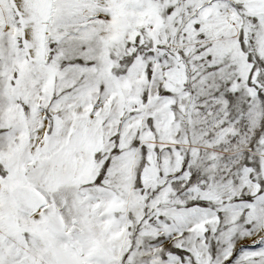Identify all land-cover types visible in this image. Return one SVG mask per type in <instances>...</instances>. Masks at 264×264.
<instances>
[{
	"label": "snow or ice",
	"instance_id": "1",
	"mask_svg": "<svg viewBox=\"0 0 264 264\" xmlns=\"http://www.w3.org/2000/svg\"><path fill=\"white\" fill-rule=\"evenodd\" d=\"M0 264H264V0H0Z\"/></svg>",
	"mask_w": 264,
	"mask_h": 264
}]
</instances>
